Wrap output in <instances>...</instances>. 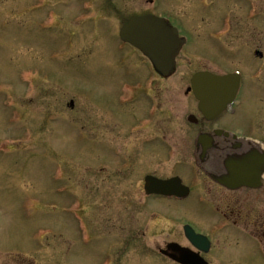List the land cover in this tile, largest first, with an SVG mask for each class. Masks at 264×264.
<instances>
[{
	"label": "rangeland",
	"instance_id": "rangeland-1",
	"mask_svg": "<svg viewBox=\"0 0 264 264\" xmlns=\"http://www.w3.org/2000/svg\"><path fill=\"white\" fill-rule=\"evenodd\" d=\"M79 1L46 0L61 16L52 30L37 28L41 14L26 11L33 0H0V264H95L117 252L119 264H176L161 258L155 246L182 242V220L147 225L149 209L161 208L197 226L212 220L194 214L192 205L168 209L169 203L157 200L139 207L141 178L172 173L164 157L168 143L178 150L181 171L188 174L201 129L187 120L197 115L187 90L196 71L242 70L234 116L205 129L234 128L264 142V0H208V7L198 0H157L154 7L146 0H89L98 17L73 26L68 19L78 12ZM250 6L255 17H249ZM165 11L189 44L180 50L174 74L156 75L150 95L157 103L154 123L131 134L129 124L144 114L149 99L139 95L130 105L116 102L120 82L135 78H125L118 64V32L132 15ZM224 20L232 28L228 24V32L215 39L213 33L224 32ZM67 29L75 42L72 51L59 46ZM57 46L63 54L51 59ZM123 52L144 68L133 51ZM78 53L80 58L72 61ZM256 67L262 68V78L253 76ZM250 119L252 128L246 123ZM145 136L153 141L140 145ZM124 161L128 164L121 167ZM209 185L205 179L203 186ZM210 186L225 209L237 210L246 195L241 189L219 196ZM81 197L94 235L87 246L80 244L75 223L63 210L71 198ZM254 203L259 209L262 199ZM215 239V257L223 263L262 264L250 259L254 244L239 222Z\"/></svg>",
	"mask_w": 264,
	"mask_h": 264
},
{
	"label": "flooded vegetation",
	"instance_id": "flooded-vegetation-1",
	"mask_svg": "<svg viewBox=\"0 0 264 264\" xmlns=\"http://www.w3.org/2000/svg\"><path fill=\"white\" fill-rule=\"evenodd\" d=\"M147 1L150 7L156 6L157 0ZM33 3L28 4V6L26 5V11L28 14L36 13L38 16L41 14L36 20V25H40L41 28L46 27L45 29L53 30L57 22L61 20L60 12L55 7L49 6L46 0L42 4ZM207 3H211V1H207ZM78 6V12L72 14L68 19L70 25L81 26L91 20H96L98 17L95 4H84V2L79 1ZM156 15L163 16L172 23L175 22L171 19L170 13L167 11ZM66 33L67 38L64 36L65 38L63 42H59V46L64 45L67 51H72L75 44L74 38L70 30L67 29ZM59 46L54 48L56 49L52 52L54 56L60 54ZM115 47L118 52H122L117 59L118 64L124 67L123 76L125 78L135 77L134 79H127L120 82L115 95L116 102L119 105H130L137 100L139 95L146 96L149 99L148 105L144 109V114L136 117L135 121L128 126V132L134 134L150 128L155 121L157 103L155 102V98L150 95L156 86V73L148 59L134 46L121 40L119 34ZM129 49L135 53V57L141 63V67H144L143 69L139 68L137 63L135 64L132 60H128L127 54L123 51ZM80 56L79 53L76 54L75 57H72V61L76 60V58L79 59ZM136 70H138L137 76L135 73ZM262 71L261 67H256L254 72L258 74L255 77L260 78ZM187 90L192 94L197 112V115L189 114L187 120L201 126V129H199L194 139L192 162L190 164L191 166L189 165L188 174L181 171L178 150L174 145L168 143L164 157L172 173L169 175H157L155 173L143 174L141 186L137 193V204L139 207H144L153 201L163 200L169 203L168 209H171V207L175 209L182 207L185 209L186 206L192 205L191 209L194 210V214L197 213L202 216L204 221L205 219H211L212 221L207 225L197 226V223L192 219H178L175 217V214H170V212L161 208H150L147 225L150 222L155 224L159 220H164L167 223L173 220H182L180 229L183 241H167L162 247L156 245L157 253L161 258L176 264H182L177 261L181 253L199 256L207 264H212L211 261L213 259L217 260V264H234L235 262L232 263L231 261L229 263H223L215 257L216 252H219L216 249L217 241L215 237L225 233L231 227H236L239 222L242 230L248 236L249 241H252L254 244V251L251 254L253 257L250 255V259H257L260 263L264 264V142L253 139L250 135L245 134V132H240L234 128L213 126L211 129L206 130L205 125L217 122L229 114L234 116V112H232L233 107L228 109L227 113L225 111L209 119L199 111L197 101L189 87H187ZM239 97L236 104L239 101ZM250 121L251 119L246 120V123H249L248 126L252 128ZM152 141V136H145L142 138L140 145H146ZM237 157H250V165L243 168L246 172L245 178H237L236 171H229L228 169L227 161ZM147 177H154L161 181H169L163 188L175 193L157 192L155 191L156 186L153 184L150 185V190L147 191L145 188ZM205 179H208L210 185H213L216 190H219V196H226L227 193H234L242 189L246 195L241 197L242 201L236 203L239 208L237 210L235 208H222L221 204L212 197L213 192L211 186L209 185L208 188L203 186ZM258 199H262V203L261 208L256 209L254 202ZM70 203L72 206L71 219L75 223L78 241L81 245L87 246L91 241V237H94V235L91 230V225L85 217L86 214L83 212V199L82 197L71 198ZM147 225L146 227L148 229ZM185 227H190L196 233L202 234L207 238L208 242L205 241L201 244V246H204V243H206L205 249H201L203 247L199 248L192 244L185 234ZM225 228L227 229L222 231ZM229 237L231 238V235L228 236V240H230ZM211 256L212 260L210 259ZM119 262L120 256L119 252H117V256L115 257L108 254L100 257L95 264H119Z\"/></svg>",
	"mask_w": 264,
	"mask_h": 264
},
{
	"label": "water",
	"instance_id": "water-1",
	"mask_svg": "<svg viewBox=\"0 0 264 264\" xmlns=\"http://www.w3.org/2000/svg\"><path fill=\"white\" fill-rule=\"evenodd\" d=\"M120 37L139 49L152 63L155 70L168 77L176 70V56L182 45L177 31L163 19L151 14L132 16L120 29ZM238 78L235 75H216L208 71L196 72L190 82L199 108L205 115L221 111L229 98L233 97ZM250 157H240L227 161L229 171L235 170L236 177L245 178ZM191 255L181 253L178 260L184 264ZM175 257V256H174Z\"/></svg>",
	"mask_w": 264,
	"mask_h": 264
},
{
	"label": "bare ground",
	"instance_id": "bare-ground-1",
	"mask_svg": "<svg viewBox=\"0 0 264 264\" xmlns=\"http://www.w3.org/2000/svg\"><path fill=\"white\" fill-rule=\"evenodd\" d=\"M188 44H189V39L187 40V43H186V46H188ZM242 90H243V88H241L240 89V92H239V94H238V96H237V98H236V100L234 101V103L232 104V106L230 107V109L236 104V102H237V100H238V97L241 95V93H242ZM228 111H226L225 113H227ZM224 113V114H225ZM38 207V206H37ZM227 228H225V229H223L222 231H225ZM91 244V243H90Z\"/></svg>",
	"mask_w": 264,
	"mask_h": 264
}]
</instances>
